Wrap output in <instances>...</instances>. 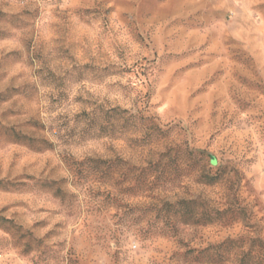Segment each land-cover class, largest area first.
Segmentation results:
<instances>
[{
	"label": "rangeland",
	"instance_id": "1",
	"mask_svg": "<svg viewBox=\"0 0 264 264\" xmlns=\"http://www.w3.org/2000/svg\"><path fill=\"white\" fill-rule=\"evenodd\" d=\"M0 264H264V0H0Z\"/></svg>",
	"mask_w": 264,
	"mask_h": 264
},
{
	"label": "trees",
	"instance_id": "2",
	"mask_svg": "<svg viewBox=\"0 0 264 264\" xmlns=\"http://www.w3.org/2000/svg\"><path fill=\"white\" fill-rule=\"evenodd\" d=\"M215 176H208V175H204L203 176V182L205 183H212L215 180Z\"/></svg>",
	"mask_w": 264,
	"mask_h": 264
}]
</instances>
